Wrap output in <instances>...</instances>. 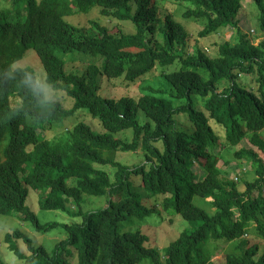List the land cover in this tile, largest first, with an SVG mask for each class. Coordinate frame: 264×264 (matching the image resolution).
<instances>
[{"label":"trees","instance_id":"trees-1","mask_svg":"<svg viewBox=\"0 0 264 264\" xmlns=\"http://www.w3.org/2000/svg\"><path fill=\"white\" fill-rule=\"evenodd\" d=\"M176 1L192 5L183 20L204 22L199 38L232 28L237 42L219 44L215 56L187 53L185 26L161 14L157 0H0V216L17 217L41 236L64 235L49 251L20 229L6 233V251L16 264H215V252L223 251V264H264V252L249 241L264 240V161L255 151L264 157V39L255 45L239 30L244 0ZM248 1L264 35V0ZM94 7L103 17L130 22L135 32L68 21ZM29 55L38 57L39 71L16 66ZM75 55L96 58L99 66L68 71L66 59ZM174 63L161 74L164 85L136 101L98 94L99 77L132 84L156 65L166 70ZM37 76L70 106L35 93L30 80ZM80 110L108 133L131 129L132 140L95 133L83 122L56 140L45 136ZM231 148L233 159L251 164V181L235 182L218 166ZM116 152H140L143 162L129 167L114 159ZM31 192L41 195L39 209L71 220L40 222L29 206ZM105 196L106 205L88 207L91 197ZM209 198L211 213L195 204ZM156 213L159 224L166 217L188 223L162 249L150 243L143 225L121 229ZM10 263L0 250V264Z\"/></svg>","mask_w":264,"mask_h":264},{"label":"rangeland","instance_id":"rangeland-1","mask_svg":"<svg viewBox=\"0 0 264 264\" xmlns=\"http://www.w3.org/2000/svg\"><path fill=\"white\" fill-rule=\"evenodd\" d=\"M157 6L159 12L161 14L171 13L176 20L182 23L185 26L186 32L188 33L187 42L185 45V51L190 54H196L198 50H204L207 54L211 56H215L218 51V45L224 42H228L230 44H234L238 40L237 30L236 29H224L220 31L218 34L208 36L206 38H199L197 33L204 26V22L202 21H193V20H183L182 14L188 8H191L192 5L189 2H177L176 0H157ZM251 5L248 0H244L242 2V10L240 15L238 16V27L243 33H245L249 39L256 45L262 39H264V35H262L258 31L257 27V10L255 7ZM254 12L256 16H254ZM89 20H94L100 25H104L108 28V30L112 33L123 32V33H134L135 28L130 22H121L115 19L103 17L100 15L99 7H94L88 14L86 15H74L69 18L68 21L72 22L76 25H89ZM75 21V22H73ZM67 70H79L81 72L84 71L85 66L89 63H95L99 66V61L96 58L87 56L75 55L73 60L69 58L66 59ZM16 66H30L34 70L39 71L40 62L36 55H29L25 59L19 61ZM177 67V63H174L170 66L166 67V70L159 65H156V68L153 71L145 76L144 78L138 80L135 83L129 84L124 79V77L115 78V79H107L104 76L99 77L100 81V90L99 95L102 98H110V99H119L121 97H129L134 99L135 101L144 94L148 92L149 88H159L162 87L165 83L164 77H162V73L168 71H173ZM248 77H246L247 79ZM246 86L248 84L246 83ZM254 87V86H253ZM250 86L249 88H253ZM255 89V88H254ZM221 90V89H220ZM14 95L11 98V106H16L18 104V99L15 98ZM62 102L64 106H70V101L67 97H64L56 92H51V99ZM144 114L142 112L138 113V119L143 121ZM78 122H83L88 125L95 133L110 134L115 139H124L127 141L132 140L133 131L131 129H127L117 133H108L104 130L99 120L91 117L88 112L85 110H80L77 114L76 118L73 120H66L63 124L53 125L54 128L46 130L45 136L51 140H56L60 136H64L66 134L67 129H71ZM243 147H248V142L243 141L241 144ZM260 158L264 157L261 152L255 150ZM234 152V148L230 150H223L221 160L218 162L219 167H223L225 169L226 176L231 177L235 182L240 181H251L254 178L253 170L251 168V164L246 161V159H233L232 154ZM107 155V152L104 153ZM114 159L119 161L129 167L134 165H139L143 162V157L140 152H129L122 153L116 152L114 154ZM227 163L225 164V162ZM96 168L102 169L107 173L111 174L113 169L110 165H95ZM241 190L244 189L243 184H239L238 186ZM117 194L111 193L109 199H116ZM41 195L40 193L31 192L28 198L29 206L32 211L36 214L37 218L42 223H47L51 221L57 222H67L70 221L71 218L66 214H63L60 211H46L38 208V203ZM88 197V196H85ZM92 199L88 200V207L93 209L98 205H106L108 198L105 197H91ZM107 200V201H106ZM211 199L200 200L195 199V204L211 213L213 211L212 206L210 205ZM159 208V207H158ZM160 212L161 210L158 209ZM162 214V212H161ZM167 218V217H166ZM166 218L163 223L159 224V216L156 213L153 217L149 216L145 219L143 223H140L138 220L135 223L130 224V222L123 223L121 229L123 231H138L143 229L144 234L150 240V243L157 247L158 249L164 248L169 242L173 241L178 235L181 233L183 228L188 227V223L182 221L180 218H175L173 222L166 221ZM151 220L155 222L151 225ZM143 225L144 227H142ZM150 225V226H149ZM20 229L22 233L26 234L30 237L36 246L44 245L49 251H51L56 242H58L64 235L57 233V231L53 233L46 234L44 236L38 235L34 230H32L31 226L27 222H20L17 217L10 216H0V250L4 254L7 260H9L10 264H16L14 261V256L6 251V243H4V235L6 233H11L12 230ZM250 243H258L260 246V251L264 252V240L262 239H250ZM19 247L25 248L22 244ZM225 258V252H215L213 257V262L215 264H223ZM139 264H150L149 261H142Z\"/></svg>","mask_w":264,"mask_h":264},{"label":"clouds","instance_id":"clouds-1","mask_svg":"<svg viewBox=\"0 0 264 264\" xmlns=\"http://www.w3.org/2000/svg\"><path fill=\"white\" fill-rule=\"evenodd\" d=\"M30 87L35 93L43 94L46 100L51 99L50 86L45 83L39 76L36 79L30 80Z\"/></svg>","mask_w":264,"mask_h":264}]
</instances>
